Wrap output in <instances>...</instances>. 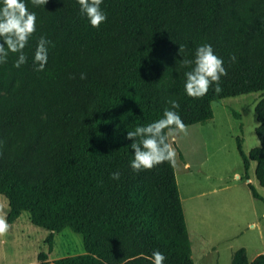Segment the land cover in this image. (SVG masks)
<instances>
[{
    "label": "trees",
    "instance_id": "1",
    "mask_svg": "<svg viewBox=\"0 0 264 264\" xmlns=\"http://www.w3.org/2000/svg\"><path fill=\"white\" fill-rule=\"evenodd\" d=\"M25 2L37 17L23 50L27 62L16 68L17 54L9 53L0 64V194L8 224L26 211L49 232L47 252L33 264H150L153 251L164 254V264H194L174 166L134 172L125 136L161 118L169 100L190 126L213 118V101L259 93L260 146L245 153L237 138L236 147L244 179L254 162L264 188V0H103L107 19L98 28L76 0ZM41 36L50 41L48 60L36 71ZM205 43L227 75L220 93L213 85L193 99L182 61ZM64 228L81 234L84 252L49 262L54 234ZM230 264H264V255L249 261L238 249Z\"/></svg>",
    "mask_w": 264,
    "mask_h": 264
},
{
    "label": "rangeland",
    "instance_id": "2",
    "mask_svg": "<svg viewBox=\"0 0 264 264\" xmlns=\"http://www.w3.org/2000/svg\"><path fill=\"white\" fill-rule=\"evenodd\" d=\"M260 96L249 93L213 101V118L206 124L187 126L186 134H179L173 142L177 153L174 171L192 253L194 249L198 252L192 254L194 264H230L241 246L250 261L264 249V203L254 199L246 185L236 147L237 138L245 153L255 147L254 106ZM254 169L251 162L249 181L264 197ZM7 212V199L0 194V217L5 218ZM9 225L8 232L0 236V264L38 262V254L47 252L49 232L33 225L26 211ZM83 252L81 234L64 228L54 234L47 260Z\"/></svg>",
    "mask_w": 264,
    "mask_h": 264
},
{
    "label": "clouds",
    "instance_id": "3",
    "mask_svg": "<svg viewBox=\"0 0 264 264\" xmlns=\"http://www.w3.org/2000/svg\"><path fill=\"white\" fill-rule=\"evenodd\" d=\"M80 13L89 21L91 27L98 28L107 19L101 10L103 0H76ZM48 0H31L33 6H44ZM36 14L30 12L25 0H0V64L7 63L9 53L17 54L13 66L16 68L27 62L24 53L25 47L36 31ZM50 41L41 36L34 50L33 63L36 71H43L48 60V45ZM184 47H179V53ZM235 61V56L230 57ZM224 61L218 57L210 44L199 45L192 59H184L182 65L190 70L184 73V91L193 99H200L207 95L209 89L215 85V93L222 91L220 80L227 75L223 66ZM84 79V74H81ZM171 108H165L161 118L137 126L134 131H127L125 139L132 141L130 148L133 150V159L130 167L134 172L151 170L165 162L174 166L176 163V150L173 142L176 137L187 132V125L175 109L180 105L176 100H169ZM260 146L256 138L255 147ZM113 180L120 178L119 172L111 174ZM10 228L6 218L0 217V236H4ZM150 264H164L166 257L160 251H153L148 257Z\"/></svg>",
    "mask_w": 264,
    "mask_h": 264
},
{
    "label": "crops",
    "instance_id": "4",
    "mask_svg": "<svg viewBox=\"0 0 264 264\" xmlns=\"http://www.w3.org/2000/svg\"><path fill=\"white\" fill-rule=\"evenodd\" d=\"M251 164V163H250ZM250 180V179H249ZM249 180H247V182L249 181ZM255 199V198H254ZM257 200V199H256ZM263 217H264V211H263ZM250 225H252V224H250ZM192 245V244H191ZM195 246H196V248L198 249V247H199V244L196 242V244H195ZM238 249H243L244 250V252H245V254H246V250H245V248L244 247H239ZM237 249V250H238ZM236 251V250H235ZM234 251V252H235ZM193 255H195V254H197L198 255V252H197V250L196 249H194V253H192ZM259 255H264V249L263 250H261V251H258L257 253H255L250 259L251 260H253L255 257H257V256H259ZM248 258V257H247ZM249 260V259H248ZM250 260V261H251Z\"/></svg>",
    "mask_w": 264,
    "mask_h": 264
}]
</instances>
